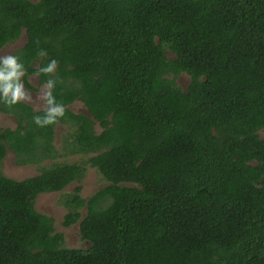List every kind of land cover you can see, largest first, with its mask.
I'll list each match as a JSON object with an SVG mask.
<instances>
[{"label":"trees","instance_id":"trees-1","mask_svg":"<svg viewBox=\"0 0 264 264\" xmlns=\"http://www.w3.org/2000/svg\"><path fill=\"white\" fill-rule=\"evenodd\" d=\"M22 33L19 80L64 114L0 100V264H264V0H0V48ZM73 182L79 247L34 207Z\"/></svg>","mask_w":264,"mask_h":264},{"label":"rangeland","instance_id":"rangeland-1","mask_svg":"<svg viewBox=\"0 0 264 264\" xmlns=\"http://www.w3.org/2000/svg\"><path fill=\"white\" fill-rule=\"evenodd\" d=\"M25 39H26V37L22 33V35L20 36V38L17 42L12 43V44L6 46L5 48L3 47L0 50V57L10 55L9 52H13L16 48L21 47V45L24 44ZM184 77L185 76H183V78L180 79V82H183V80H185ZM45 89L46 88L44 86H42L39 93L37 94V97L35 96V99L37 101L45 98V94H46ZM30 104L32 106H34L35 108L45 106V104L34 105V100H32L30 102ZM80 106H81L80 103H76V104H73L71 106V109H73L74 111L81 110L82 108ZM0 126L13 128L15 126V122L13 121V119L11 117H6V116L0 115ZM57 128L60 130H56V131H61V132L64 129V127L60 126V125L58 127H56V129ZM97 131H99V129ZM58 140H59V134L56 133L55 143H58ZM80 156L81 155H78L77 158H79ZM81 158H84V156H81ZM1 172L5 176H7L9 178H13L15 180H23L26 177L35 176L38 174V170L34 165L23 166V167H19V166L15 165V163L13 162V154L11 152H8L7 156L4 158V161H2ZM102 183H103V181H102L101 176L96 172V170L94 168L88 166L86 168V172H85L84 177L82 178L81 182L79 183L81 185V191H80L81 195L83 197L89 196L97 188V186H99ZM77 184L78 183L73 182V183L69 184L68 186H66L63 191L58 192V193L54 192L52 194L51 193L39 194L35 198V202H34V207L37 211L53 216V218L55 220L54 224L57 227V230L64 231V236H65L64 242H65V245L67 247H79V246H82L85 244V243L83 244L80 241L79 236L77 235V229H75L74 226L69 227V228H63L60 225V223L62 221V217L65 214V210L58 203V201L61 199L64 192L73 191V188Z\"/></svg>","mask_w":264,"mask_h":264},{"label":"clouds","instance_id":"clouds-1","mask_svg":"<svg viewBox=\"0 0 264 264\" xmlns=\"http://www.w3.org/2000/svg\"><path fill=\"white\" fill-rule=\"evenodd\" d=\"M54 66H55V61H52L48 65V67L43 68L42 71L45 73H49L53 70ZM23 74H24L23 67L20 63H18V59L16 56L7 55L4 57H0V100H2L5 104L8 105L16 104L17 101L24 98L25 94L23 92V85L22 83H20L19 80V78ZM43 86L46 88L45 89L46 92L48 89V85L46 86L44 84ZM49 87H51V81H49ZM45 96L49 107L46 110V114L43 120H40L38 117H34V120L37 124H43V125L50 124L53 121H55L58 117H61L64 114V107L61 104L53 105L52 97L48 93H46ZM76 103L79 102H75L73 104ZM80 104H81L80 107L82 109H85L82 103ZM41 194H49V193H41Z\"/></svg>","mask_w":264,"mask_h":264},{"label":"flooded vegetation","instance_id":"flooded-vegetation-1","mask_svg":"<svg viewBox=\"0 0 264 264\" xmlns=\"http://www.w3.org/2000/svg\"><path fill=\"white\" fill-rule=\"evenodd\" d=\"M20 38V37H19ZM19 38H17V39H15L13 42H9V43H7V44H4L1 48H0V50L4 47H6V46H8V45H10V44H12V43H15V42H17L18 40H19ZM22 46V45H21ZM16 50V49H15ZM14 50V51H15ZM13 51V52H14ZM13 52H9L10 53V55H12V53ZM21 78V77H20ZM20 83H22V85H23V92H24V94H25V96H24V98L23 99H21L22 101H24L25 103H28L29 105H31L30 104V102L32 101V100H34V105H42V104H45V106H46V96H45V98L44 99H41V100H36L35 99V96L37 97V94L39 93V91H40V89L42 88V84H40L39 83V81H38V79H37V77H36V75H33V74H28L27 75V77L25 78V80H23V79H21L20 80ZM32 106V105H31ZM44 106V107H45ZM71 106L72 105H70V109H71ZM35 110H37V109H41V108H44V107H39V108H35L34 106H32ZM0 115H2V116H6V117H11L12 119H13V121L15 122V118L12 116V115H10V114H7V113H2V112H0ZM56 127H58L59 125L60 126H63L64 127V129L62 130V132L63 131H65L66 129H65V126L63 125V124H60V123H56ZM14 128V127H13ZM56 130H60V129H56ZM55 130V131H56ZM61 131H56L55 132V134L56 133H60ZM58 142H59V140H58ZM8 152H11V151H7V153ZM7 153H6V155H5V157L7 156ZM12 153V152H11ZM13 154V153H12ZM4 157V158H5ZM14 158H15V156H14V154H13V162H14ZM3 161H4V159H3ZM15 163V162H14ZM15 165H17V164H15ZM17 166H19V167H23V166H29V165H17Z\"/></svg>","mask_w":264,"mask_h":264}]
</instances>
